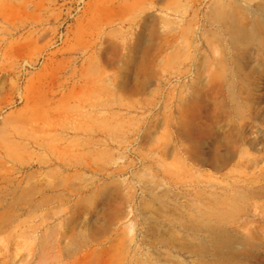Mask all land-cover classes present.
<instances>
[{"label": "rangeland", "instance_id": "obj_1", "mask_svg": "<svg viewBox=\"0 0 264 264\" xmlns=\"http://www.w3.org/2000/svg\"><path fill=\"white\" fill-rule=\"evenodd\" d=\"M0 264H264V0H0Z\"/></svg>", "mask_w": 264, "mask_h": 264}, {"label": "bare ground", "instance_id": "obj_2", "mask_svg": "<svg viewBox=\"0 0 264 264\" xmlns=\"http://www.w3.org/2000/svg\"><path fill=\"white\" fill-rule=\"evenodd\" d=\"M254 183H256V181L254 180ZM262 207V206H261Z\"/></svg>", "mask_w": 264, "mask_h": 264}]
</instances>
